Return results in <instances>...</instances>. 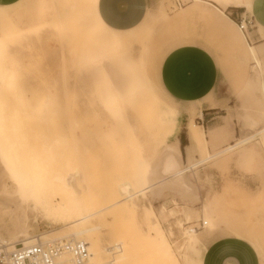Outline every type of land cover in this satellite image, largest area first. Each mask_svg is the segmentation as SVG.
<instances>
[{
  "label": "rangeland",
  "instance_id": "1",
  "mask_svg": "<svg viewBox=\"0 0 264 264\" xmlns=\"http://www.w3.org/2000/svg\"><path fill=\"white\" fill-rule=\"evenodd\" d=\"M23 1L17 5H21L24 15L28 10L24 22L17 20L20 18L17 5L0 8V42L4 44L0 54V100L7 99L5 108L0 109V150L11 154L7 155L10 165L13 167L14 163L13 169L20 177L14 178L8 168L5 171L1 161V171L8 176L2 173L0 177V193L13 200L17 197L6 214L16 217L20 208L27 218L30 234L35 235L69 223L67 217H55L47 207L49 197L54 200L59 187L63 192L68 191L71 198L75 197L81 214L88 213L91 207V210L104 207L117 196L120 202L99 212L101 219L93 216L85 221L87 225L98 223L100 228L78 237L86 238L89 252L94 253L88 264L112 260L114 254L97 251L99 246H107L112 234L131 240H127L130 254L125 264H174V261L175 264H199L206 245L223 235H234L253 244L260 264H264V133L254 135L238 149L225 151L187 171V177L199 189V200L186 203L169 190L159 193L160 196L148 191L131 198L120 193L130 187L132 192L139 189V172L156 161L168 145L167 132L171 129V139L176 132L177 138L182 132L179 148L185 152L184 160L190 165L263 127L264 96L257 78L259 69L252 68L251 62L239 66L224 34L198 18L206 26L209 37L224 49L223 55L221 50L214 52L219 77L214 92L205 98L207 105L221 109L210 115L219 116L206 122L201 117L200 101L179 106L160 92L152 64L149 69L144 68L146 62L154 60L157 47L165 40L167 30L163 27L162 15L184 9L174 0H160L156 9L149 8L142 21L127 31L113 30L100 20L97 0H35L34 4V0ZM181 1L184 4L186 0ZM213 1L215 5L226 6L248 0ZM41 18L44 29L28 35L26 27ZM219 18L235 29L246 47V39L236 24L224 16ZM97 20L101 23L96 24ZM57 23L65 25L63 30L49 36ZM119 33L123 38H116ZM215 33L219 35L214 37ZM260 49L264 50V45ZM262 56L264 61V53ZM133 59L137 71L126 63ZM13 68L15 75L10 74ZM136 83L139 88L135 85L133 89ZM105 95L113 100L106 104ZM161 100L163 104L177 107V112L161 111ZM154 102L157 107L161 105L157 108ZM9 109L14 112L10 113ZM191 119L203 124L206 131L219 125L225 128L204 150L191 146L187 135V131L191 133ZM162 120L167 132L158 128L164 127ZM249 121L251 126L247 124ZM44 154L50 156L46 164L34 165L31 158ZM72 172L76 177L72 186H68L64 180ZM56 180L62 181L60 186L53 184ZM209 196L212 201L203 206L204 198ZM3 215L0 210V218ZM148 220L161 228L164 239L172 245L168 249L171 252H167L170 257L159 251L158 227L150 226ZM6 221L0 224V234L7 237L14 233L21 239V229L9 219ZM190 229L196 234L188 240ZM58 233L61 232L50 236ZM156 236L158 246L154 243Z\"/></svg>",
  "mask_w": 264,
  "mask_h": 264
},
{
  "label": "bare ground",
  "instance_id": "2",
  "mask_svg": "<svg viewBox=\"0 0 264 264\" xmlns=\"http://www.w3.org/2000/svg\"><path fill=\"white\" fill-rule=\"evenodd\" d=\"M192 1H193V3H191L190 6L188 5L187 8L185 7L184 9H182L179 12L173 13L171 15H166V14H163L162 15V17H163V25H164L163 27L167 30L166 31L167 34L165 36V40L162 43V45H160L159 47H157L156 52H155V55H154V58H153L154 60L152 62L151 61L150 62H146L145 67H144L145 69H149V67L152 64V67L154 68L153 69L154 70L153 72L155 73L156 82H157V85H158V88H159L160 92L163 95H165V97H167L166 94H165V92H164V90L162 89L159 81H158V76H157V71H158V67H159L160 61H161L162 57L165 55V53L169 49H171L172 47H174L176 45H179V44H182L184 42L189 41L188 40L189 39L188 36H189L190 33L193 32V30L192 29L188 30V28H186L185 26L188 23V20L189 19H192L195 16H197V18L202 19L203 21H206V22H208L209 24H211L213 26H216L221 31V33L224 34L225 39L230 43V52L233 54V56L235 57L236 61L239 63V66L240 65H243V64L246 65V64H248V63L251 62V67L252 68L259 69V74L257 75L258 76L257 78H258V81H259V83L261 85V91H262V94L264 96V69L262 67L264 61L261 60L262 59L261 56L263 55L264 50H261L260 49V46H258V45L251 44V43L247 42L246 40H248V38L246 37L245 33L242 32L239 29V27H238V25L236 23H234V24H236V27H237L238 31L241 32L242 37L244 36L243 38L246 39V40L244 39L245 40V43H246V47H245L243 45V42H242V39H241L240 35L235 31V29L233 27H231V26H229V27L226 26L224 23H222L221 19L219 18V16L221 15V16L226 17L228 20H230V22H234L233 20L229 19L226 16V14H225V12H224L223 9L219 8L217 5H213L212 2L209 1V0H192ZM249 1L250 0L243 1V2H237L236 5L237 4H238V6L239 5H244L245 7L249 8V5H250L249 4L250 3ZM222 7L224 8L225 5H222ZM98 23H101V21L100 20H97L96 24H98ZM43 25H44V21H42V18H41L38 21V23H33L31 25H28V27H26V32H27L28 35H36L41 30L44 29V26ZM64 26L65 25H63L62 23H57L50 30L49 36L50 35L52 36L54 34H57L61 30H63V27ZM163 27L161 26L160 29H162ZM165 29L163 30V32H162V30H160V31L165 34ZM0 35H2V34H0ZM121 35H123V34H120V33L117 34V37L116 38H118ZM120 38H123V37H119V39ZM205 43L212 50H214V52H216L217 50H221L222 55L224 54V49L223 48H220L218 46L217 41L215 39H213L212 37H209V36L206 37V42ZM3 46H4V44L0 42V54L3 51ZM216 55L219 56V57L221 56V55H219L217 53H216ZM129 61L130 60H127L126 63H129L130 67L133 66L131 68L133 70L137 71L136 70L137 68L136 69L134 68L135 59L131 60L130 62ZM0 65H2L1 62H0ZM137 66L139 67V64ZM128 70H130V69H128ZM14 71H15L14 68L11 69V73L10 74H14L13 73ZM3 73H1V74H3ZM2 82H3V77H2ZM132 82H135V80L134 81L132 80ZM140 82H141V79H140ZM140 82L138 81L139 84H140ZM150 83H151V81H150ZM135 85L138 87V85L136 83V84H133V86L131 84L132 88ZM133 89H131V90H133ZM113 93H112V95H114ZM127 96H129V94H127ZM3 98L1 97V100H0V109L1 108H5L4 105H7V99L5 98L6 99L5 100ZM104 98H105V103L106 104L107 103H110V100L111 99L113 100V98H110L109 96H106V95L104 96ZM162 102H163V100H161V103ZM54 103H56V102H54ZM39 104H40V102H39ZM154 104H155V102L153 103V106H154ZM157 105L155 104L156 107H157ZM160 105L161 104H159V106ZM48 107L49 106H47L46 109H48ZM110 107H112V106H110ZM151 107H152V104H151ZM10 109H12V108H10ZM10 109H9V112L10 113L11 112H14L13 110H10ZM67 109H69V108L67 107ZM52 110H54V109H52ZM160 110L163 111V112L169 113V114H174V113L177 112V107L172 106V105H167L165 103V104H163L161 106ZM152 111L155 112V109H152ZM35 113H37V111H35ZM35 113H34V115H35ZM163 124H164V127H163V125L160 124L163 128L160 127L159 125H158L159 127L156 125V128L157 127L158 128H161V129H163L164 132H167V127H166V124H165L164 121H163ZM247 124H249L251 126L252 125V122L249 121V122H247ZM153 126H154V123H153ZM149 128H151V127H149ZM190 130H191L193 139L196 142V144L200 148H205L208 139L207 140L205 139L203 127L200 124L195 123L193 121V119H191ZM223 130H224L223 128H220V129H217L216 128V130L209 131L208 134H209L210 138H213L217 134V132L219 133V132H221ZM157 132L158 133L161 132L160 129ZM261 133H264V126L261 127V128H259L254 134H252V135H250L248 137H245V138H243L241 140L235 141V143H230L228 146H226L222 150H220V151H218V152H216L214 154L207 155V157L206 158H203V159H204V161H209V160L215 158L216 156H218L219 154H221L223 152L225 153V151H233L235 149H238V147L240 148V146L246 145L251 140V138L254 135L261 134ZM2 150H4V149H2ZM2 150H0V156H1L0 157V165L2 166V164L4 163L5 165H3V167L4 166L6 167V170L5 171H7V168H8V173L11 170L12 173H13V175L15 176V177L13 176L14 178H20L19 175H18V173H17L18 171L17 170L15 171L13 169L14 163H13V167L10 165L11 160H9L8 159V156H7V155H9V153L7 151H5V150H4L5 152H2ZM6 152L8 154H6ZM47 154H44L45 156L42 155L43 157L42 156L41 157L39 156L38 158L37 157L36 158L35 157L31 158L32 161H33V164L34 165H37V166H44L46 164L47 160L50 157ZM35 155L33 154V156H35ZM26 156H28V155L26 154ZM31 156H32V154H31ZM50 160H51V158H50ZM1 161L3 162L2 164H1ZM194 166L195 165H192L191 164V165H189V168H187V169L190 170V169L194 168ZM31 168H32V166H31ZM187 169L185 167H183V162H182V158H181V153H180L178 141H177V139H175V140L169 142L168 145H166V147L160 152V154H159L158 158L156 159V161H154L153 163L147 165L145 169H143L142 171L139 172L140 179L138 180L139 181V184H138L139 185V189L138 190L132 192V187H130V188L125 189V191L120 192V193L121 194H125L127 198H131L133 196H139L141 194H144V193H146L148 191H151L153 195L156 194L157 196H160L159 193H162L165 190H169L172 193L178 195L183 200H188V201H191V202L196 201L197 200V197H198L197 196V188L198 187H196L191 182V180H189V178L187 177ZM0 171H1V168H0ZM2 173L3 172L1 171L0 177L3 176ZM5 173L6 172H4L3 174L5 175ZM6 175H7V173H6ZM10 176H11V174H10ZM75 177H76V174H74L72 172V173H70L68 175V178H65L64 182H66L68 184V186H72L73 183H71V182L73 181V179ZM0 182H1V179H0ZM60 182H62V181L56 180L53 184L60 186ZM62 188H65V187H62ZM74 188L75 187H73V189ZM59 189H58L59 192H57L55 190L57 192L55 194L56 195L55 196V199L56 200L55 199L53 200V197L52 198L49 197V199L47 201V205H48L47 207H48V210L50 212L54 213L55 217L56 216L57 217H61V218L67 217L68 220H70L69 223L67 222L66 225H64L63 227H61L59 229H55L54 231H48L47 233H40V234H35V235H31L30 234L29 225L27 224V218L22 213V211L20 210V208H18V212L19 213H18V215L16 217L10 218L9 215L6 214V212L13 206V204L15 203V201H17L16 200L17 197H16V199L14 198V200H13L11 198H7L5 196L6 194L5 195H2L0 193V210H3V212H4L3 217L0 218V224H4L3 222L6 221V218L9 219V222L14 223L17 226V228H20L21 229L20 236L22 237L21 239H18V236L16 234H14V233L8 234L7 237H4V236H2L0 234V240L3 241V243L5 245V250L6 251H10L12 249H15L16 247H18L21 244L26 245L28 243L31 244L32 242L33 243H35V242H43L44 243V242H51V241L56 240V239L76 240L74 238H78L81 235L83 236V234H85V233H89V232H93V231L95 232L96 230H98L100 228V225L98 223H89V225H87L85 223V221L88 220V219L90 220L93 216H97V217H99L98 219H101V214H98V213L101 212V211H103V210H105V208L107 209V207H109V206H112V205L114 206V204L116 206L117 205V202L119 201V199H118L117 196H113V198H112V200H111V202L109 204L105 203L106 206L101 207V208L98 207L99 209L96 208L95 210H91L92 209V207H91V209L89 210L88 213L81 214L80 209H79V203L74 199L75 197L74 198L73 197L71 198L68 195L69 194L68 191L67 192H63L61 190V187H59ZM95 202H93V204ZM90 205H91V203H90ZM81 206H82V204H81ZM88 206H89V204H88ZM161 209H164V206L163 207L161 206ZM150 210H152V209H150ZM150 212H148V213H150ZM161 214H163V213H161ZM111 215H113V214L111 213ZM145 215H147V214H145ZM64 220H66V219L64 218ZM6 222H8V221H6ZM147 222H148V224L150 226H154V228L158 227V233H159L158 234L159 235L158 240H160L159 243H160L161 246L159 245L160 246L159 247L158 244H156V243H158V240H157V236L158 235L154 238V239L157 240V242L155 241L154 243H155L156 246H158V249H159L160 252L166 254L169 251L168 249H170L169 247H171L172 245L171 246L168 245L170 243L167 242L166 239H164V235L162 233L161 228L157 224H155V222L152 223L150 220H148ZM203 224H205V223H203ZM112 228H114V227H112ZM116 230H117V228H116ZM57 232H61V233L60 234L58 233V236H56V235L53 236V237L50 236L51 234L57 233ZM186 232H184V233H186ZM111 233H112V230H110V234ZM122 234L125 235V232L123 231ZM195 234L196 233L193 231V229H190V234H189L190 236H188V240H191L192 238H194L195 237ZM70 238H72V239H70ZM108 238H109V240L107 242V246L105 248H99V247H101V246H99L97 251L99 253L101 252V253H107V254H114V256L111 257L112 260L107 261L110 264H125L126 263V260L128 259L129 254H130V249L128 248L129 244H128V241H127L129 239L127 238V240H126L125 237L124 238H121L120 237V239H119L116 236H114L113 234L110 235ZM185 239H184V241H185ZM78 240H82V241H85L87 243L86 238H80V239L78 238ZM129 241H131V240H129ZM87 245H88V243H87ZM130 246H132V245H130ZM169 252H171V251H169ZM89 254H90V256H89V259H88L87 264L89 262H91V260H93V256H94V253L89 252ZM169 254L170 253H167L166 255L168 257H170ZM172 261H174V260H172ZM57 263L58 264H73V261H72L71 255L69 253H63L57 259ZM175 263H176V261H174V264Z\"/></svg>",
  "mask_w": 264,
  "mask_h": 264
},
{
  "label": "crops",
  "instance_id": "3",
  "mask_svg": "<svg viewBox=\"0 0 264 264\" xmlns=\"http://www.w3.org/2000/svg\"><path fill=\"white\" fill-rule=\"evenodd\" d=\"M159 1L160 0H97V11L100 20L105 25L116 31H127L142 21L149 8L156 9ZM210 1L213 5L216 4L213 0ZM249 2V8L244 5L238 6V4L236 5L234 2H231L224 8L219 5L217 6L223 9L229 18L236 24L241 16L252 17L253 23L248 26L245 35L249 40H252L253 43H256L255 45L261 46L264 45V37H262V34H264V0H250ZM19 3H22V0H0V8H12ZM34 3L35 0L32 4ZM191 3H193L192 0H186L181 7L187 8ZM20 6H18L20 18L17 20L24 22L29 14H27V10L24 15V11H21L22 8ZM187 28L188 30H193L188 36L189 41L172 47L162 57L157 71L158 81L166 96L179 106H186L190 103L200 101L201 117L206 118L207 122L219 116L210 115L219 112L221 109L219 106L207 105V101H205V98L209 97L216 88L219 77V67L216 57L214 56V50L205 43L206 37L209 36V32L203 22L195 16L188 20ZM218 35V33H215L214 37ZM249 40L246 41L249 42ZM180 123L182 122L180 121ZM200 125L203 127L205 139H208L207 143L212 139L209 134L207 135L209 131L216 130V128H225L219 125L206 131L204 125ZM171 131L172 129L167 132V143L175 139L178 141L179 139V145L182 132L178 133V138L176 132L171 139L169 138ZM187 135L190 138L191 146L193 145L194 147L200 148L194 141L192 134L187 131ZM189 147L190 146H188V148ZM203 149L207 150V147L205 146ZM180 153L183 167L186 169L189 168V165H187L184 160L186 159L185 152L180 149ZM203 162L206 161L202 159L191 164L197 166L198 163L201 164ZM188 170L189 169H187V171ZM198 190L197 188V200H199ZM175 196L181 199L178 195ZM183 201L186 203L191 202L188 200ZM211 201V196L205 197L202 205L204 206ZM258 249L260 250L259 246ZM262 250L263 249H261V251ZM199 264H260V258L257 248H255L253 244L234 235H223L211 240L206 245L205 249L200 254Z\"/></svg>",
  "mask_w": 264,
  "mask_h": 264
},
{
  "label": "built area",
  "instance_id": "4",
  "mask_svg": "<svg viewBox=\"0 0 264 264\" xmlns=\"http://www.w3.org/2000/svg\"><path fill=\"white\" fill-rule=\"evenodd\" d=\"M174 1L178 6L183 4L181 0ZM252 23V17L241 16L237 25L246 33ZM63 253L71 255L73 264H87L90 256L88 245L82 240L56 239L51 242L21 244L10 251L5 250V245L0 240V264H58L57 259Z\"/></svg>",
  "mask_w": 264,
  "mask_h": 264
}]
</instances>
